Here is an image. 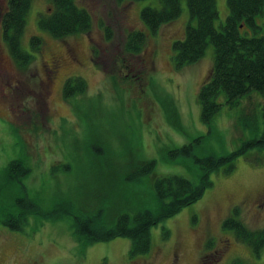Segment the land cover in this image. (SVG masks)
Returning a JSON list of instances; mask_svg holds the SVG:
<instances>
[{"label":"rangeland","instance_id":"rangeland-1","mask_svg":"<svg viewBox=\"0 0 264 264\" xmlns=\"http://www.w3.org/2000/svg\"><path fill=\"white\" fill-rule=\"evenodd\" d=\"M227 1L217 0L218 29L229 14ZM76 3L90 12L92 27L60 39L39 27V16L52 9L50 0L32 1L22 47L34 58L22 67L4 38L1 14L8 0H0V209L27 193L47 214L28 215L23 230L3 225L0 217V264H264V248L254 253L223 226L238 208L248 227L264 228V150L240 156L230 172L213 171V185L200 200L151 228V249L143 255H130L128 237L88 242L74 234L72 214L54 218L56 207L64 210L68 203L74 213L103 209L106 226L121 213L156 210L155 179L180 175L197 182L201 175L192 157L171 159L169 151L198 137H204L194 148L198 157L234 150L251 137L238 124L244 111H255L264 129V97L257 91L234 106L221 93L219 113L211 124L202 121L198 95L211 73L214 47L209 43L199 61L180 69L172 60L173 43L191 22L187 0H181L180 16L156 33L141 11L160 7L159 0ZM257 23L264 25V10ZM133 31L146 34L137 53L125 50ZM34 36L42 39L39 51L32 50ZM54 59L61 66L48 71ZM72 76L83 77L87 89L67 98L64 85ZM17 159L30 168L22 182L5 175ZM150 160L156 161L151 173L129 180Z\"/></svg>","mask_w":264,"mask_h":264},{"label":"trees","instance_id":"trees-1","mask_svg":"<svg viewBox=\"0 0 264 264\" xmlns=\"http://www.w3.org/2000/svg\"><path fill=\"white\" fill-rule=\"evenodd\" d=\"M32 1L8 0L7 10L1 14L4 38L13 59L22 67L28 66L34 58L22 47V37L32 8ZM50 2L51 11L39 16V27L42 30L62 39L91 29L90 12L80 7L76 0H50ZM159 2L160 7L149 5L141 11V18L152 33H156L162 25L176 20L182 11L181 0H159ZM227 2L229 14L225 24L218 29L215 26L219 16L217 0H187L191 22L187 26L185 37L173 43L175 53L172 60L178 69L199 61L205 55L209 43L214 47L211 73L198 95L201 119L206 124H211L221 110L222 103L218 101L221 93L225 94V102L230 106L236 105L242 97L253 91H257L264 97V25L257 23V17L264 10V0H228ZM107 31L110 34V30L107 29ZM249 31L251 34H248ZM145 40L144 32H130L125 50L130 53L140 52ZM30 44L33 51H39L42 44L41 37L34 36ZM86 89L87 83L83 77L72 76L65 82L64 96L68 98L77 93H83ZM262 117L264 121V107ZM238 124L248 129L251 137L243 140L239 146L228 153L196 156L194 148L203 141L204 137H198L189 144L169 151L171 159L177 156L192 157L200 166L201 175L197 182L180 175H166L155 179V196L159 204L156 210L144 209L133 215L121 213L112 226H106L102 219L103 209L93 214L74 213L68 203L67 209L61 210L60 207H56L55 211H60V214L54 218L59 219L63 215L72 214L74 234L88 242L128 237L131 239V256L148 253L151 249V228L174 216L182 208L200 200L206 190L213 185L211 179L213 171L223 168L226 172H230L240 156L247 155L251 150H264V129L260 131L258 114L255 111H244L238 117ZM259 160L262 159L259 158ZM155 164V160H150L139 165L129 175V180L139 182L143 176L153 171ZM29 172L30 168L22 160L17 159L7 166L5 175L12 179L20 178L19 181L22 182V176ZM8 177L4 182L6 185L11 184L12 181ZM6 185L5 188H11ZM57 206L60 205L57 204ZM30 214L47 216L41 206L29 198L27 193L19 196L15 204L0 209L3 225L13 230H23ZM223 226L233 230L236 238L249 245L254 253L259 254L264 248V228L248 227L239 218L238 208L234 209L233 215L224 220ZM168 235L169 230L166 229L164 237ZM207 245L209 247L214 245V240H209ZM234 264L246 263L236 259Z\"/></svg>","mask_w":264,"mask_h":264},{"label":"flooded vegetation","instance_id":"flooded-vegetation-1","mask_svg":"<svg viewBox=\"0 0 264 264\" xmlns=\"http://www.w3.org/2000/svg\"><path fill=\"white\" fill-rule=\"evenodd\" d=\"M50 65L52 66V69H49L48 71H56L60 66H61V63L59 62L58 59H54L50 62Z\"/></svg>","mask_w":264,"mask_h":264}]
</instances>
